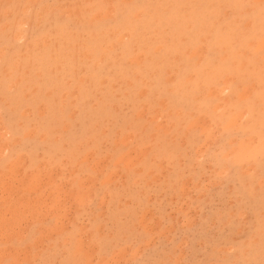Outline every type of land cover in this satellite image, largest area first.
Returning a JSON list of instances; mask_svg holds the SVG:
<instances>
[{"label": "rangeland", "instance_id": "374dc122", "mask_svg": "<svg viewBox=\"0 0 264 264\" xmlns=\"http://www.w3.org/2000/svg\"><path fill=\"white\" fill-rule=\"evenodd\" d=\"M0 264H264V0H0Z\"/></svg>", "mask_w": 264, "mask_h": 264}, {"label": "bare ground", "instance_id": "6f19581e", "mask_svg": "<svg viewBox=\"0 0 264 264\" xmlns=\"http://www.w3.org/2000/svg\"><path fill=\"white\" fill-rule=\"evenodd\" d=\"M142 8V7H141ZM156 14V13H155ZM125 22V21H124ZM127 22V21H126ZM157 22V21H156ZM177 22V21H176ZM126 24H128V23H126ZM133 24V23H132ZM131 24V25H132ZM136 24V23H135ZM135 24H133V25H135ZM168 24V23H167ZM170 25V24H169ZM127 26V25H126ZM150 26V25H149ZM131 27H133V26H131ZM150 27H152V26H150ZM190 30V29H189ZM131 31V30H130ZM134 31V30H133ZM174 31V30H173ZM127 34V33H126ZM118 37V36H117ZM123 38V37H122ZM42 45V44H41ZM114 47V46H113ZM113 49H115V48H113ZM97 52V51H96ZM142 55V54H141ZM47 60V59H46ZM104 63V62H103Z\"/></svg>", "mask_w": 264, "mask_h": 264}]
</instances>
